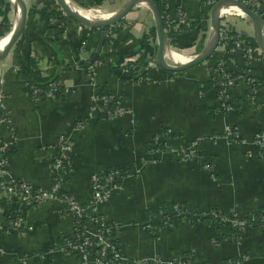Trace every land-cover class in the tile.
<instances>
[{"label": "crops", "instance_id": "crops-1", "mask_svg": "<svg viewBox=\"0 0 264 264\" xmlns=\"http://www.w3.org/2000/svg\"><path fill=\"white\" fill-rule=\"evenodd\" d=\"M22 1V31L0 59V138L11 141L3 176L52 187L50 162L57 139L66 137L69 167L59 185L84 211L91 212L90 176L119 171L117 185L94 213L112 227L110 237L122 263L176 264L181 258L187 264H264V226L256 222L235 238L211 216L264 215V142L258 146L254 139L264 129V55L257 45H249L247 57L217 44L209 60L180 71L161 69L150 62L157 49L154 18L139 3L103 28L101 47L92 58L100 28L74 21L56 0ZM68 1L111 17L127 0ZM161 1L167 48L195 43L202 45L197 53L203 50L212 35L210 10L217 0ZM255 3L264 22V0ZM9 4L0 0V35L9 24ZM227 16L230 35L252 38L246 15L237 9ZM216 62L229 74H246L227 90V111L216 103ZM117 68L131 76L121 77ZM50 82L57 88L47 96ZM99 94L112 95L122 112L107 116L92 109ZM225 126L238 140L222 135ZM192 140H197L198 156L180 159L177 152ZM174 204L193 216L175 215ZM14 207L11 199H0V264H97L93 253L82 256L64 247L73 236V220L58 202L20 208L13 225L5 212ZM163 214L166 219L155 224Z\"/></svg>", "mask_w": 264, "mask_h": 264}, {"label": "built area", "instance_id": "built-area-1", "mask_svg": "<svg viewBox=\"0 0 264 264\" xmlns=\"http://www.w3.org/2000/svg\"><path fill=\"white\" fill-rule=\"evenodd\" d=\"M167 1V0H164ZM256 0H244L241 3L248 6L255 13L260 14L259 6L255 3ZM168 26L171 23L168 21ZM217 44L223 46L228 52L244 53L245 56L250 57L252 48L248 42L234 37L229 34L228 27L226 25H219ZM213 73L216 80V103L219 109L227 111L230 109V101L228 99L227 90L231 88L233 83L238 79L245 78L246 74L243 71H239L236 74H229L223 70L221 64L216 62L213 65ZM125 69V68H124ZM57 83H48L46 90L47 96H52L56 91ZM33 94L38 92V89L34 86L31 87ZM94 105L91 107L94 110H100L109 115H117L122 112V107L112 95L99 94L94 96ZM77 126L81 125L80 121H77ZM222 135L233 141L238 140V135L229 126H225ZM255 143L261 146L264 142V129L254 136ZM11 141H4L0 138V199H11L14 202V208L10 210V217L13 220V225L20 217V208L31 205L43 200H55L61 205V209L66 213L74 217L76 221H73V236L66 238L64 241V247L69 251L84 255H93V259L97 264H137L134 260H127L124 263L120 260V255L115 243L112 242L110 232L112 227L107 223L103 217L94 213L98 203L104 201L108 196L110 190L115 188L120 178L119 171L116 169L106 170L101 173H94L90 176V194L88 197V205L91 212H86L81 208L74 198L63 191L59 185V181L62 175L66 173L69 167L68 162V143L66 137L60 136L57 139V154L52 158L50 162V171L54 177L55 183L50 188L34 187L27 182L7 178L3 176L4 167V154L6 153ZM197 140L188 142L182 149L177 152L180 159H187L191 157H197ZM173 213L180 216L183 211L179 205H173ZM212 219L219 226H228L231 231V236L239 238L242 236L250 225L258 222L261 226H264L263 214H245L239 215L236 213H230L229 215L211 213ZM198 218V216H197ZM89 224L90 228L84 227L85 224ZM146 228H150L149 224L144 225ZM153 264H161L159 261L153 262ZM176 264H187L181 258L176 260Z\"/></svg>", "mask_w": 264, "mask_h": 264}, {"label": "water", "instance_id": "water-1", "mask_svg": "<svg viewBox=\"0 0 264 264\" xmlns=\"http://www.w3.org/2000/svg\"><path fill=\"white\" fill-rule=\"evenodd\" d=\"M18 4L19 9V19L17 25L13 28L9 39L7 43L5 44V47L2 51H0V59L5 56V54L8 52L12 44L16 41V39L19 37L23 24L25 19V6L22 0H16ZM56 2L59 4L61 9L67 14L70 18H72L74 21L87 26L89 28H100V38L98 41V46L93 53L92 58L97 54V51L101 47V42L104 37V30L103 28L107 25H110L117 20H119L126 12L133 6L139 3H144L148 6L150 9L155 23L156 28V37H157V49L154 57L155 63L164 70H170V71H180L185 68H188L194 64H197L205 59H207L214 51L216 45H217V39H218V17H219V9L223 4H231L236 6L244 15L248 17L250 22L252 23V38L254 43L257 45L259 50L264 55V38L262 35V29L264 27V22L262 18L255 13L253 10H251L248 6L241 3L238 0H217L215 1L210 10V26L212 29V37L210 41L208 42L207 47L205 46L203 50L196 53L191 59L186 61L183 64L171 66L168 63H166L164 56H163V50L164 46L166 44V38L163 31V25H162V19L160 17V14L158 13L155 5L151 0H127L123 6L114 13L111 17L106 19H101L99 21H90L85 19L82 15H80L77 11L71 9L68 7L63 0H56ZM115 73L119 74L121 77H130V73L122 71L120 69H115Z\"/></svg>", "mask_w": 264, "mask_h": 264}, {"label": "bare ground", "instance_id": "bare-ground-1", "mask_svg": "<svg viewBox=\"0 0 264 264\" xmlns=\"http://www.w3.org/2000/svg\"><path fill=\"white\" fill-rule=\"evenodd\" d=\"M63 1L68 7L77 11L80 15H82L87 20L99 21L101 19H106V18L110 17L109 14L108 15L103 14L101 12V10L99 11V10H95V9H89V10L88 9H79V8L74 7L68 0H63ZM9 2H10V4H9L10 6H9V11L7 13V17L11 20L10 26L12 24V28L10 27L11 30H10L9 34L7 35V37L5 39L3 38L4 40L2 39L0 41V51H2L3 48L5 47V44L7 43L9 36H10L13 28L17 25L18 19H19V9H18V4H17L16 0H9ZM232 6L233 5H230L228 3L223 4L219 9L220 15L221 14L224 15V14H228V13L230 14L231 11H233V10L236 11L238 9L236 6H233V7L237 8V9H234ZM239 14H241V13H239ZM262 35L264 38V27L262 29ZM211 37H212V35L210 32L209 39L206 43L207 45H208V42L210 41ZM207 45H206V47H207ZM167 46L168 45L164 46L163 56H164V59L166 60V62L171 66L183 64L193 57V56L192 57L184 56L181 53H177V52L171 50L170 48H167Z\"/></svg>", "mask_w": 264, "mask_h": 264}, {"label": "trees", "instance_id": "trees-1", "mask_svg": "<svg viewBox=\"0 0 264 264\" xmlns=\"http://www.w3.org/2000/svg\"><path fill=\"white\" fill-rule=\"evenodd\" d=\"M152 2H153V4L155 5V7H156V9H157V11H158V13L159 14H162V11H163V3H162V1L161 0H151ZM0 13L2 14V11H0ZM162 24H163V22H162ZM246 41L248 42V44L249 45H251V46H255V43H254V41H253V39L252 38H250V37H247L246 38ZM107 42V40L105 39L104 40V44ZM170 42H174V40L173 39H170ZM212 57H209L208 58V60L209 59H211ZM114 66H111L110 67V69H112ZM147 75V72H144V73H139V76H146ZM36 86H38L37 84H36ZM47 88H48V86H47ZM47 90V89H46ZM10 210L11 209H7L6 210V212H5V217L7 218V217H10ZM171 212H173V208H171ZM183 215H185V217H187V218H191L193 215H191V213H188V212H185ZM72 218V220L73 221H76V219L74 218V217H71ZM198 218H200V215L198 214ZM164 219H166V215H162L161 216V218H159V220L158 221H155V224H161L162 223V221L164 220ZM147 224H150V223H147ZM222 232L224 233V234H227V235H231V231H230V228L228 227V226H222Z\"/></svg>", "mask_w": 264, "mask_h": 264}, {"label": "rangeland", "instance_id": "rangeland-1", "mask_svg": "<svg viewBox=\"0 0 264 264\" xmlns=\"http://www.w3.org/2000/svg\"><path fill=\"white\" fill-rule=\"evenodd\" d=\"M27 1V0H26ZM28 9H29V7H28ZM85 9H87V8H85ZM94 9H98V8H94ZM89 10V9H88ZM6 11H7V6H6ZM5 11V14H6V16H7V12ZM9 11V10H8ZM228 14H226V15H223V16H221V18H220V21H221V23L223 24H225L226 26H227V23L225 22L226 20L225 19H227V16ZM245 17H247V16H245ZM7 18V21H6V23H9L8 24V27L7 28H5V32L2 34V35H0V39H2L3 37H5V35H7V33H8V31H9V29H10V22H11V20L8 18V17H6ZM247 19V18H246ZM2 21H3V18H2ZM223 24V25H224ZM3 25H4V23H3ZM0 27H1V25H0ZM228 27V26H227ZM168 41L170 40V38H168L167 39ZM169 46L173 49V50H175V51H177V52H183V53H185V52H187V53H189V52H194V54H196L197 52V50H199L201 47H202V45L201 44H195V43H193V44H191V45H189V46H187V48L186 47H183V46H177V45H172V44H169ZM188 47H189V49H188ZM197 49V50H196ZM258 53H259V51L258 50H256ZM193 54V55H194ZM260 54V53H259ZM150 62L151 63H153V65H154V53H153V51H152V54H151V56H150Z\"/></svg>", "mask_w": 264, "mask_h": 264}]
</instances>
